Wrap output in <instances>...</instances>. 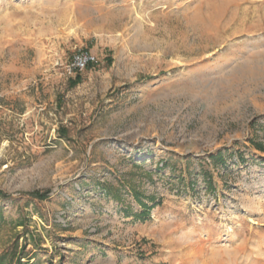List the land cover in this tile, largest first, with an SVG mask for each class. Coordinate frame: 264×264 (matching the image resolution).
Instances as JSON below:
<instances>
[{
	"label": "rangeland",
	"instance_id": "1",
	"mask_svg": "<svg viewBox=\"0 0 264 264\" xmlns=\"http://www.w3.org/2000/svg\"><path fill=\"white\" fill-rule=\"evenodd\" d=\"M260 144L264 0H0V255L264 264Z\"/></svg>",
	"mask_w": 264,
	"mask_h": 264
},
{
	"label": "trees",
	"instance_id": "2",
	"mask_svg": "<svg viewBox=\"0 0 264 264\" xmlns=\"http://www.w3.org/2000/svg\"><path fill=\"white\" fill-rule=\"evenodd\" d=\"M259 148L261 150H264V145L263 144H260L259 145ZM213 159L215 161H218V162H224V155L222 152H219L216 156L213 157ZM47 193H42V194H38L37 197H39L40 199H43L45 197H47ZM136 200L138 201L139 205L143 208L141 212H138L136 213L135 215V219L136 220H140V221H144V220H147L150 216V212H151V206L147 205L141 198L140 194L139 193H136V196H135ZM127 212V211H126ZM129 213V212H127ZM10 253H5V254H2L0 255V264H12V262L14 260L17 261V263L19 264H23L22 262V259L24 258H27V264L30 263V257H28V255H20V254H17L16 251L14 252L13 254V257L9 259V256Z\"/></svg>",
	"mask_w": 264,
	"mask_h": 264
},
{
	"label": "built area",
	"instance_id": "3",
	"mask_svg": "<svg viewBox=\"0 0 264 264\" xmlns=\"http://www.w3.org/2000/svg\"><path fill=\"white\" fill-rule=\"evenodd\" d=\"M97 61V57L89 51H78L76 52L71 62L67 66V70L70 73L80 72L87 69L91 64Z\"/></svg>",
	"mask_w": 264,
	"mask_h": 264
}]
</instances>
